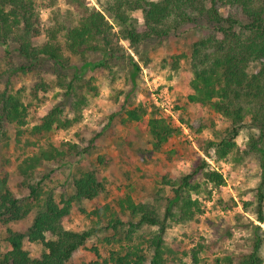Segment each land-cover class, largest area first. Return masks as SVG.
I'll use <instances>...</instances> for the list:
<instances>
[{
	"label": "trees",
	"instance_id": "trees-1",
	"mask_svg": "<svg viewBox=\"0 0 264 264\" xmlns=\"http://www.w3.org/2000/svg\"><path fill=\"white\" fill-rule=\"evenodd\" d=\"M95 5L98 9L84 5V15L74 22L68 12L59 10L48 20L41 18L40 7L51 9L55 0H0V145L8 152L11 139L7 128H11L13 147L22 152L15 161L0 159V225L23 222L34 214L26 230L6 228L0 240V264H70L73 254L85 249L88 240L102 231L112 233L101 240L103 254L93 246L89 252L94 259L81 264H185L188 254L192 263L200 264L199 254L212 253L215 241L205 244L191 239L194 246L181 250L177 239L165 244V233L202 213L198 200L192 199V194L200 193L198 175L215 186L224 184L222 174L207 170L204 160L175 180L161 177L151 203H135L126 197L115 207L105 204L89 212L81 210L91 224L76 229H66L64 221L75 205L109 195L105 182L92 171L77 170L71 176L69 193L65 185H56L63 175L61 167L46 174L38 168L54 162L64 165L68 157L84 154L96 140L116 137L112 132L105 134V129L119 125L128 128L137 123L144 127L152 151L160 150L178 130L163 119L150 117L145 122L146 110L132 103L139 73L151 64L142 49L147 44L153 49L160 47L182 27L201 26L205 35L190 45L186 82L191 94L187 101L200 114L208 110L228 125L218 131L210 120L208 127L216 140L200 142L199 148L207 154L211 151L209 157L215 162H226L231 156L235 163L260 157L253 215L264 223V0H95ZM223 9L227 10L225 16ZM186 58L184 53L168 55L162 59V67L177 71ZM122 65L130 88L118 93L123 98L118 112H107L98 121L102 126L87 130L88 137L76 130L78 143L66 144L65 151L50 143L37 147L35 140L52 131L79 126L89 95L98 94L96 76L106 72L114 75L113 66ZM23 79L31 83L26 97L15 90ZM55 89L58 92L52 103L38 111L45 100L39 94ZM29 116L32 126L25 130ZM247 118L258 134L249 135L240 149L236 138ZM28 148L29 154L25 151ZM11 175L20 179V193L11 188ZM57 188L61 191L56 192ZM250 205L243 204L244 210ZM142 227L151 230L139 234ZM230 236L228 232L226 238ZM25 241L39 248L37 256L24 249ZM260 249L261 239L255 234L248 252L215 258L212 263L264 264Z\"/></svg>",
	"mask_w": 264,
	"mask_h": 264
},
{
	"label": "rangeland",
	"instance_id": "rangeland-1",
	"mask_svg": "<svg viewBox=\"0 0 264 264\" xmlns=\"http://www.w3.org/2000/svg\"><path fill=\"white\" fill-rule=\"evenodd\" d=\"M40 2V0H36ZM95 6V0H55V6L50 8L40 7L39 13L43 20H48L53 12L59 10L60 13L68 12V17L76 22L84 15L83 6ZM226 15L227 10L221 11ZM206 30L201 26H185L173 31L166 42L160 47L153 49L152 45L143 47L142 51L150 59L151 64L142 67L138 76V87L136 95L132 99L134 106H141L146 110L144 121L150 117L163 119L171 128L178 130L158 151H152V145L148 132L144 127L133 123L130 127L115 126L106 128V133H115L116 137H102L96 140L84 154L77 157H68L64 165L46 163L38 168L42 174L50 170L61 167L63 175L56 182V185H65V190L72 192L71 176L78 171H92L99 181L105 182L109 189V195H102L93 201H83L80 205H75L70 216L64 221L66 229H76L78 227H88L91 220L87 219L81 210L87 212L103 206L105 204L115 207L119 200L130 197L135 203H151L155 195V187L161 181V177L167 176L171 180L180 177L185 171H191L200 160H204L208 165L207 170H215L222 174L224 184L215 186L206 182L202 175H198L196 180L201 184L200 193L192 194V199L198 200L202 213H199L195 220L184 224L173 226L165 233V244L169 245L173 239L180 241L181 250H190L195 242L208 244L212 241L217 243L212 253L199 254L200 264H213L215 258L225 255L237 256L250 250L255 234L261 239L260 255L264 261V223L258 222L254 215V195L255 188L260 180V157L254 155L243 159L240 163H235L232 156L226 162H215L209 157L211 151L203 152L199 148L200 142L215 141L213 129H210V120L213 121L215 129L220 131L227 127L222 117L218 114L204 110L199 113L197 108L188 101L191 90L186 82V75L189 69L188 56L192 42L204 36ZM127 48L125 42H121ZM128 53L138 61L133 52ZM174 53H184L187 58L180 62L177 71H169L167 67H162V59ZM72 62L76 63L75 57ZM111 73L97 75L95 85L98 88L96 96L89 95L87 108L83 111V118L79 126L62 131H52L40 141L35 140L37 147H46L48 143L65 151L66 144H77L74 132L77 130L85 132L96 128L98 121L109 111L118 112L123 98L118 93L130 87L126 83V70L124 65L113 66ZM29 80L23 79L15 86V90H20L26 97ZM39 94L45 100L38 107L41 111L44 107L52 103L55 93ZM117 96V99L115 97ZM32 114V113H31ZM30 114V115H31ZM25 130L32 126L30 122ZM99 126H102L100 123ZM205 126V127H203ZM11 139V145L6 152L0 145V159L9 157L11 161L22 153L13 147L14 130L7 128ZM257 135V130L250 125L247 118L243 128L236 138L238 148H243L249 135ZM25 138L28 134L25 133ZM34 141V139H32ZM83 146H87L84 143ZM24 148V146H23ZM27 154L30 148L25 149ZM144 155V156H143ZM148 155H150L148 157ZM99 159H102L101 164ZM20 179L11 175L9 184L11 188L20 193ZM61 191L60 188L56 192ZM168 192V189H167ZM250 202L252 205L244 210L243 204ZM264 212V204H263ZM34 214H30L23 222L13 223L8 226L0 225V240L3 239L7 227L17 231L26 230L32 223ZM258 227V229H255ZM151 229L142 227L139 234L146 235ZM154 230V229H152ZM231 236L226 238L227 233ZM111 232L102 231L92 237L85 244V249L78 250L73 254L70 264H81L84 261L94 259L93 253L89 249L93 246L99 248L100 253L103 244L101 240L111 235ZM202 238V240H201ZM24 249L31 255L37 256L39 248L34 245L24 243ZM185 264H194L190 254L184 258Z\"/></svg>",
	"mask_w": 264,
	"mask_h": 264
}]
</instances>
